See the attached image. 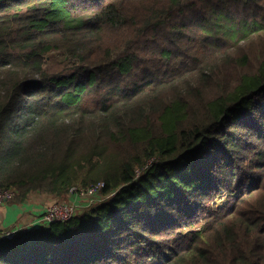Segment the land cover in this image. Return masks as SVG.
<instances>
[{"label": "trees", "instance_id": "obj_1", "mask_svg": "<svg viewBox=\"0 0 264 264\" xmlns=\"http://www.w3.org/2000/svg\"><path fill=\"white\" fill-rule=\"evenodd\" d=\"M99 182L0 264H264V0H0V188Z\"/></svg>", "mask_w": 264, "mask_h": 264}, {"label": "built area", "instance_id": "obj_2", "mask_svg": "<svg viewBox=\"0 0 264 264\" xmlns=\"http://www.w3.org/2000/svg\"><path fill=\"white\" fill-rule=\"evenodd\" d=\"M151 162H148L145 168L150 166ZM144 170V169H143ZM141 174V171H137V176ZM103 187V183L99 182L95 185H91L88 188L72 187L69 191L70 196L75 199L71 203H56L51 204L39 219V223L43 226H47L54 222H67L71 220L76 214L80 212L81 208H89L93 204L98 202L97 194ZM16 195V192L12 188H0V213L2 206L8 201L12 200ZM16 230L7 232L1 235L8 240H11Z\"/></svg>", "mask_w": 264, "mask_h": 264}, {"label": "crops", "instance_id": "obj_3", "mask_svg": "<svg viewBox=\"0 0 264 264\" xmlns=\"http://www.w3.org/2000/svg\"><path fill=\"white\" fill-rule=\"evenodd\" d=\"M54 201L49 195L29 193L22 202L5 203L0 213V235L14 230L42 227L39 219ZM68 201L74 202L75 199L70 197Z\"/></svg>", "mask_w": 264, "mask_h": 264}, {"label": "rangeland", "instance_id": "obj_4", "mask_svg": "<svg viewBox=\"0 0 264 264\" xmlns=\"http://www.w3.org/2000/svg\"><path fill=\"white\" fill-rule=\"evenodd\" d=\"M244 52L245 51H233L232 52L231 58L226 60L227 63L229 64L228 70L224 71V73H227L226 77H225V75H223L220 78L214 79L213 84L210 86L209 89H207V91L209 93L215 94V93L219 92L221 90L220 86L222 84H226V85L230 84V86H232L236 82V80L238 79L239 75L242 72L247 71L248 65H245L244 62L242 64L238 63L237 60L240 58V56L235 54V53H237V54L243 55ZM212 56H213V54H209L207 60H205V59L204 60H205V62L210 60L209 63H211V64L213 63L212 66L216 67L215 61L213 60ZM209 58H212V59H209ZM209 63H206L205 65L208 66V65H210ZM249 66L251 69H253L255 67V65L251 64V63H249ZM197 68H198V66L195 65L191 70L194 71ZM191 73L194 74L195 72H191ZM70 197H71L70 193H68V199ZM223 201H224V198L221 200L219 199L217 201V204H220ZM56 203H71V202H69L68 200H55L52 204H56ZM84 211H86V209L81 208L79 213H82Z\"/></svg>", "mask_w": 264, "mask_h": 264}]
</instances>
